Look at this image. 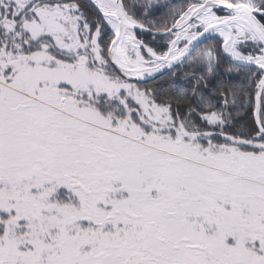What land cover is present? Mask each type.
<instances>
[{
    "label": "snow or ice",
    "instance_id": "6c2138e0",
    "mask_svg": "<svg viewBox=\"0 0 264 264\" xmlns=\"http://www.w3.org/2000/svg\"><path fill=\"white\" fill-rule=\"evenodd\" d=\"M0 264H264V0H0Z\"/></svg>",
    "mask_w": 264,
    "mask_h": 264
}]
</instances>
